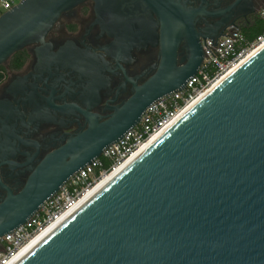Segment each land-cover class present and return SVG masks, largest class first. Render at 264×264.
Masks as SVG:
<instances>
[{
	"label": "water",
	"instance_id": "obj_1",
	"mask_svg": "<svg viewBox=\"0 0 264 264\" xmlns=\"http://www.w3.org/2000/svg\"><path fill=\"white\" fill-rule=\"evenodd\" d=\"M86 1L23 0L1 15L0 66L34 44L36 73L25 80L86 74L94 59L104 62L89 46L54 50L47 40L62 16ZM92 1L94 24L115 37L116 49L160 44L161 62L105 120L84 111L88 127L67 134L20 192L5 187L0 237L31 221L150 105L184 88L203 63L202 40H218L255 12V0ZM181 47L187 53L179 64ZM38 87L23 94L30 99ZM9 264H264V48Z\"/></svg>",
	"mask_w": 264,
	"mask_h": 264
},
{
	"label": "flooded vegetation",
	"instance_id": "obj_2",
	"mask_svg": "<svg viewBox=\"0 0 264 264\" xmlns=\"http://www.w3.org/2000/svg\"><path fill=\"white\" fill-rule=\"evenodd\" d=\"M263 5L264 0H255V12L237 22L246 24ZM95 20L94 2L88 0L63 15L47 36L54 50L71 43L102 54L105 61L94 59L86 74L69 75L66 70L59 80H25L36 73V44L24 48L28 57L21 68L10 62L0 66V199L8 193L5 187L20 192L45 156L64 144L67 134L88 127L84 111L105 120L156 72L160 44L119 51L113 45L115 37L103 35ZM186 53L182 47L178 50L179 64ZM36 83L37 93L27 99L23 91L33 92ZM10 104L11 109L2 107Z\"/></svg>",
	"mask_w": 264,
	"mask_h": 264
},
{
	"label": "built area",
	"instance_id": "obj_3",
	"mask_svg": "<svg viewBox=\"0 0 264 264\" xmlns=\"http://www.w3.org/2000/svg\"><path fill=\"white\" fill-rule=\"evenodd\" d=\"M22 1L0 0V16ZM258 17L264 22V5L260 7ZM243 25L246 24L236 22L218 40H202L203 63L184 88L164 95L150 105L137 125L106 147L100 157L73 174L58 192L44 202L31 221L1 236L0 243L6 250H0V264H9L35 236L71 212L108 174L120 167L153 135L171 125L188 105L264 42V32L251 39L244 33Z\"/></svg>",
	"mask_w": 264,
	"mask_h": 264
},
{
	"label": "bare ground",
	"instance_id": "obj_4",
	"mask_svg": "<svg viewBox=\"0 0 264 264\" xmlns=\"http://www.w3.org/2000/svg\"><path fill=\"white\" fill-rule=\"evenodd\" d=\"M264 48V42L259 44L254 50H252L247 56H245L241 62L230 69L226 74H224L220 79H218L213 85H211L203 94H201L196 100H194L190 105H188L183 112L172 122L175 123L187 110H189L196 102H198L205 94H207L209 91L214 89L217 85H219L224 79H226L232 72H234L239 66L247 62L250 58H252L254 55H256L258 52H260ZM171 124V125H172ZM171 125L160 131L159 133L153 135L149 140H147L136 152H134L128 159L125 160V162L118 167L116 170H114L112 173L108 174L106 178H104L100 183H98L89 193L81 199V204L84 200H86L91 194H93L102 184H104L109 178H111L116 172H118L123 166H125L131 159H133L137 154H139L143 149H145L149 144H151L157 137H159L165 130H167ZM78 204V205H79ZM77 207V206H76ZM75 207V208H76ZM47 227L44 231L39 233L37 236H35L15 257L14 259L23 251L25 250L30 244H32L36 239H38L42 234H44L48 229H50L53 225Z\"/></svg>",
	"mask_w": 264,
	"mask_h": 264
},
{
	"label": "trees",
	"instance_id": "obj_5",
	"mask_svg": "<svg viewBox=\"0 0 264 264\" xmlns=\"http://www.w3.org/2000/svg\"><path fill=\"white\" fill-rule=\"evenodd\" d=\"M243 31L251 39L264 32V22L258 17V13L250 18L249 23L243 25ZM27 57L28 55L25 49H22L10 58V63L17 68H21L25 64Z\"/></svg>",
	"mask_w": 264,
	"mask_h": 264
},
{
	"label": "rangeland",
	"instance_id": "obj_6",
	"mask_svg": "<svg viewBox=\"0 0 264 264\" xmlns=\"http://www.w3.org/2000/svg\"><path fill=\"white\" fill-rule=\"evenodd\" d=\"M10 62V59L8 60V63Z\"/></svg>",
	"mask_w": 264,
	"mask_h": 264
}]
</instances>
